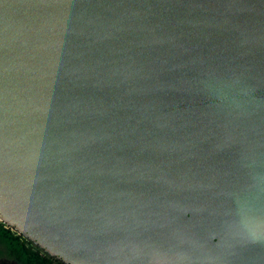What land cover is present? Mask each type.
<instances>
[{"label":"water","instance_id":"1","mask_svg":"<svg viewBox=\"0 0 264 264\" xmlns=\"http://www.w3.org/2000/svg\"><path fill=\"white\" fill-rule=\"evenodd\" d=\"M0 222L62 264H264V0H0Z\"/></svg>","mask_w":264,"mask_h":264},{"label":"trees","instance_id":"2","mask_svg":"<svg viewBox=\"0 0 264 264\" xmlns=\"http://www.w3.org/2000/svg\"><path fill=\"white\" fill-rule=\"evenodd\" d=\"M0 259L15 264H62L47 257L0 222Z\"/></svg>","mask_w":264,"mask_h":264},{"label":"rangeland","instance_id":"3","mask_svg":"<svg viewBox=\"0 0 264 264\" xmlns=\"http://www.w3.org/2000/svg\"><path fill=\"white\" fill-rule=\"evenodd\" d=\"M0 264H15V263H13L12 261H6V260H4V259H0Z\"/></svg>","mask_w":264,"mask_h":264}]
</instances>
